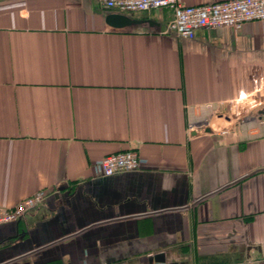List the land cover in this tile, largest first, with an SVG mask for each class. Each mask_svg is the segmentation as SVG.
Segmentation results:
<instances>
[{
    "label": "crops",
    "instance_id": "crops-1",
    "mask_svg": "<svg viewBox=\"0 0 264 264\" xmlns=\"http://www.w3.org/2000/svg\"><path fill=\"white\" fill-rule=\"evenodd\" d=\"M172 18L0 0V206L45 192L0 225V264H264V136L188 131L208 102L220 127L264 109V21L189 39L166 32ZM130 148L140 169L95 173Z\"/></svg>",
    "mask_w": 264,
    "mask_h": 264
},
{
    "label": "built area",
    "instance_id": "built-area-1",
    "mask_svg": "<svg viewBox=\"0 0 264 264\" xmlns=\"http://www.w3.org/2000/svg\"><path fill=\"white\" fill-rule=\"evenodd\" d=\"M107 8L122 12L149 11L169 8L173 18L167 31L179 38L192 39L199 28L228 27L241 31L245 24L264 21V0H216L201 4H187L184 0H100ZM209 114L201 120H190L188 131L198 134H218L240 140H250L264 136V114L246 113L236 117L235 124L229 127L216 125L219 119L226 120L227 114L221 110V103L205 104ZM142 160L136 149L130 148L108 154L94 162L97 175L110 176L119 172L140 169ZM45 192L40 190L19 201L12 208L0 206V225L21 220L25 215L44 201ZM255 264H258L256 262Z\"/></svg>",
    "mask_w": 264,
    "mask_h": 264
},
{
    "label": "water",
    "instance_id": "water-1",
    "mask_svg": "<svg viewBox=\"0 0 264 264\" xmlns=\"http://www.w3.org/2000/svg\"><path fill=\"white\" fill-rule=\"evenodd\" d=\"M132 20L133 19H131L128 15L122 13H111L108 16V22L116 27H124L126 25H129L132 23ZM261 113L264 114V109L261 110ZM153 259L156 264H162L165 262V254H157Z\"/></svg>",
    "mask_w": 264,
    "mask_h": 264
}]
</instances>
